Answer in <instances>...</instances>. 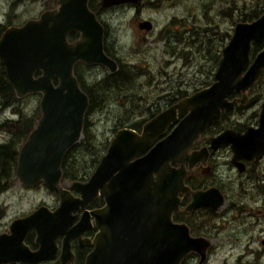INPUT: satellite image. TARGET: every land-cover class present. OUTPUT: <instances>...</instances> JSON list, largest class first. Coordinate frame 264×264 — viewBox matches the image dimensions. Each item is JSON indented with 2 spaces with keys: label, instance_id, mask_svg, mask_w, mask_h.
I'll list each match as a JSON object with an SVG mask.
<instances>
[{
  "label": "water",
  "instance_id": "1",
  "mask_svg": "<svg viewBox=\"0 0 264 264\" xmlns=\"http://www.w3.org/2000/svg\"><path fill=\"white\" fill-rule=\"evenodd\" d=\"M140 1L101 0V5ZM139 27L150 30L152 24L146 20ZM74 32L78 38L69 41L68 36ZM103 36L104 26L88 7V0H57L56 8L2 31L0 59L15 95H40L41 115L18 152L16 178L27 187L42 181L54 191L59 198L58 216L79 211L99 195L103 197L102 224L111 240L103 247L95 240L85 264H180L187 252L198 248L200 239L190 237L185 226L171 222L183 169L170 164L194 161L195 153L205 155L203 149L195 151L193 158L186 153L199 135L230 108L233 93H242L239 101L246 103L245 92L264 72V49L250 62L252 43L264 41V14L234 25L209 86L160 111L143 124L140 133L129 128L117 130L89 179L63 188L61 162L81 135L88 105L74 66L78 62L102 64L111 72L117 67L104 52ZM168 126L171 129L167 132ZM226 145H231L235 159L263 154L264 102L256 128L250 127L243 134L227 129L211 139L213 149ZM47 209L39 206L12 221L11 238L0 236V258L13 250L28 259L41 256L24 245L23 237L35 229L42 232L41 247L49 244ZM84 214L86 225L89 214L98 218L95 210Z\"/></svg>",
  "mask_w": 264,
  "mask_h": 264
},
{
  "label": "rangeland",
  "instance_id": "2",
  "mask_svg": "<svg viewBox=\"0 0 264 264\" xmlns=\"http://www.w3.org/2000/svg\"><path fill=\"white\" fill-rule=\"evenodd\" d=\"M91 3L106 26L108 53L118 62V69L119 64L123 65L125 74L116 80L112 74L118 70L111 72L103 65L83 63L76 68L78 81L91 91L96 103L84 114L90 136L88 148L79 144L70 152V156L75 157L76 169L84 178L105 152L116 129L141 125L146 119L145 114L168 108L172 104L169 101L178 96L177 91L187 90V96L195 91H192L195 84L210 81L207 73L209 63L198 58L200 48L206 47L210 51V48L219 47L220 58L221 45L223 47L228 41L223 33L228 32L230 36L235 23L243 18L245 21L254 20L264 13V0H215L213 3L210 0H142L135 6L125 4L110 8L102 7L101 0H92ZM56 4L57 0H0V26L20 25ZM146 20L152 24L150 30L139 27V23ZM161 31H166L169 39H161L158 36ZM180 34L182 37L184 34L185 39L175 42ZM254 48L253 56L264 48V42L254 45ZM127 66L133 77H127ZM214 69L216 71L217 66ZM248 97L246 108H238L228 115L231 120H236L233 115L241 112L239 119L247 122L259 112L264 101V77ZM39 100L40 95L38 98L28 95L22 101L25 115L30 116L33 112L35 124L41 115ZM10 110L11 106L0 111L1 121L14 115ZM4 136L0 133V143ZM83 137L82 134L77 143H81ZM22 144L23 141L19 148ZM51 191L43 182L27 187L15 178L13 186L0 192V212L3 213L0 223L3 225L11 217L30 213L42 202L52 205L54 194ZM234 198L240 202L247 201L249 207L259 209L261 213L256 217L253 228L245 229L246 221L235 240L228 237L227 228L220 235L223 244L216 246L210 254V264H234L248 244L260 249L264 264V245H259V239L264 238V193L252 199L245 200L236 194Z\"/></svg>",
  "mask_w": 264,
  "mask_h": 264
},
{
  "label": "flooded vegetation",
  "instance_id": "3",
  "mask_svg": "<svg viewBox=\"0 0 264 264\" xmlns=\"http://www.w3.org/2000/svg\"><path fill=\"white\" fill-rule=\"evenodd\" d=\"M91 1L88 0V7L100 21L99 13L93 7ZM126 4L135 6L133 3ZM56 7L57 4L49 9ZM38 16L34 18H38ZM74 34L76 33H72V35ZM76 37H78V34ZM254 45L252 46V52ZM251 91L252 89L249 93ZM239 98L241 97H239L237 92L229 97L233 102L230 108L224 111L216 122L210 124L202 132L192 148L187 152L193 158L194 155L192 154L195 151L203 149L205 155L204 153H195L197 159L194 161L185 160L181 164H170L173 168L182 167L183 169L181 185L176 193L177 202L175 208H172L171 211V222L179 226H185L190 237L200 239L197 241L198 248L187 252L181 259L180 264H210L211 252L216 246L223 244V239L220 235L225 233L228 228V237L233 240L237 239V233L245 225L246 221L248 220V225L245 229L253 228L256 224V217L261 213L259 209L249 207L247 201H236L234 194L238 195L239 198H245V200L263 196L264 152L259 158L253 156L250 159H235L231 145L219 146L215 149L211 147V139L224 130L229 129L243 134L248 128H256L258 126L259 112L254 113L248 118L247 122L239 119L242 117L238 115L241 112L233 115L236 119L234 121L228 117L233 110L248 106L247 104L244 106L239 101ZM170 129L168 127V131ZM105 153L106 150L101 155V158ZM86 179L87 177L79 180V182ZM70 183L67 180H60V186L63 188H67ZM51 193L54 194L52 205L40 203V206H47V211L50 212V231L46 236L49 244L41 247L39 238L42 232L39 233L35 229L28 230L23 237L24 245L30 251H39L41 256L28 259L21 254L18 255L19 252L13 250L12 253L8 252L3 258H0V264H85L88 255L94 248V241H99L101 237H104L102 236V226L104 227V225L101 217L105 205L104 199L99 195L81 210L59 217L56 213L58 211L59 198L54 191H51ZM73 194L78 196L76 192H73ZM86 210L88 212L95 210L98 214L97 219L89 214L88 225H86V216L84 214ZM28 214L11 217L3 225L0 223V227L2 226L0 236L4 235L3 237L5 238H11L9 228L12 221ZM2 216L3 213L0 212V218ZM78 223L79 225L74 228ZM261 244L264 245V238L259 239V245L261 246ZM105 245L109 246L106 243ZM258 250L260 249L251 247L248 244L236 258L234 264H262V255H260Z\"/></svg>",
  "mask_w": 264,
  "mask_h": 264
},
{
  "label": "trees",
  "instance_id": "4",
  "mask_svg": "<svg viewBox=\"0 0 264 264\" xmlns=\"http://www.w3.org/2000/svg\"><path fill=\"white\" fill-rule=\"evenodd\" d=\"M210 2L213 3V2H215V0H210ZM208 7H209V5L206 8H208ZM240 21L245 22V18L241 19ZM171 22L173 23L174 19H172ZM233 22H235V21H233ZM102 25L104 26L105 31H107L105 24L102 23ZM5 28H6V25L3 27L0 26V34L2 33V31ZM76 35L77 34L70 35L71 37H69V40H73L76 37ZM223 35L228 37V39L231 36V35L228 36L229 35L228 32L223 33ZM158 36L161 39H165V40L169 39L168 33L166 31L165 32L161 31L158 34ZM183 38L185 39L184 34H183V37L180 34L178 38L174 39V41L175 42H182ZM211 42H212V38L210 37V43ZM218 48L217 49H214V48L211 49L210 48V51L206 47H204V49L200 48V57H198V58H200L202 61H204L206 63H209V69H208L207 73H208V77H210V81L209 80H203V83H198V85L195 84L196 86L195 85L193 86L192 91L199 89L201 87L207 86L212 82L213 73L215 71L214 68H216L218 60H219ZM221 48H222V45H221ZM221 48H220V51H221ZM255 48H253V53H255V51H256ZM104 49H105V52L107 51L106 53H108V48L106 47L105 43H104ZM81 64H83V63L78 62L74 66V75L77 77V79L79 78V76H77V74L79 72L77 71L76 68L78 66H80ZM128 68H129V66H127V77H133L130 69H128ZM122 69H123V65L119 64L118 71L113 73L112 77H114L116 80H120L121 77H123L125 74V71H123ZM125 81H128V79L126 78ZM260 81H263V78ZM80 82H81V84H80ZM80 82L78 81L80 87L88 95V98H89V106H88L87 110H91L96 106V103H94V101H93L94 100L93 94L91 93V91L88 88H85L83 86L82 81H80ZM177 92H178V96L176 98L171 99L169 101V104H171L174 101H176L177 99L185 96V94L187 93V90H183L182 92L181 91H177ZM26 96H28V95H26ZM26 96H25V98L24 97L18 98L15 95V92H14L12 86L10 85V83L8 82V80L5 76L4 66H3L1 59H0V111H2V109L6 108V107L11 106V110L9 112L14 114L13 116H9V118H7V119L2 118V121L0 120V133H4V135H5L4 136L5 139L3 140L2 143H0V192H3L5 190L9 189L11 186H13V183L15 180L16 161H17L18 151L20 149L19 144L22 141L23 142L25 141V139L27 138L30 131L36 125L35 124L36 118L32 116L33 112L30 114V116H26L24 111H23L22 101L24 99H26ZM32 97L38 98L39 95L38 94H35V95L32 94ZM160 110L161 109H159V110L157 109L156 111L151 112L150 115L145 114L146 119L153 116L154 114L158 113ZM38 115H39V113L37 111L36 112L37 118H38ZM146 119H144L142 121V123ZM139 125L140 124H134L130 127L134 128V129H139L141 126V125L140 126ZM87 126H88V122L86 120L85 121L83 120L81 136L83 134L84 137L81 140V143H75L71 147H69V149L66 151V153L62 159L61 170H62V179L63 180L74 181V180L85 179L84 177L81 176L79 170L76 169V167H75L76 165L74 162L75 157L74 156L71 157L70 152L75 147H77L79 144H81L85 149L88 148L90 136L88 135L89 133L87 131ZM100 158H101V156L93 164V168L90 171L89 175L87 176V179L91 175V173L93 172L96 165L98 164V161Z\"/></svg>",
  "mask_w": 264,
  "mask_h": 264
},
{
  "label": "bare ground",
  "instance_id": "5",
  "mask_svg": "<svg viewBox=\"0 0 264 264\" xmlns=\"http://www.w3.org/2000/svg\"><path fill=\"white\" fill-rule=\"evenodd\" d=\"M114 6H115V5H114ZM110 7H113V6H110ZM110 7H109V8H110ZM104 8H108V7H104ZM263 14H264V13H263ZM261 15H262V14H261ZM261 15H260V16H261ZM257 18H258V17H257ZM257 18H256V19H257ZM254 20H255V19H254ZM26 21H27V20H26ZM251 21H252V20H251ZM239 22H242V21H239ZM243 22H244V21H243ZM245 22H250V21H245ZM23 23H24V22H23ZM237 23H238V22H237ZM7 27H8V26H7ZM143 29H144V28H143ZM232 32H233V31H232ZM74 33L78 34L77 32H74ZM0 35H1V34H0ZM70 35H72V33H71ZM70 35L68 36V40H69V37H71ZM105 35H106V33H105V28H104L103 49H104V43H105ZM78 36H79V34H78ZM77 38H78V37L74 38L73 40H69V41H74V40H76ZM228 40H229V39H228ZM227 42H228V41H227ZM263 42H264V41H263ZM263 42H262V43H263ZM262 43H260V44H262ZM226 44H227V43H226ZM226 44H225V45H226ZM253 44H255V43H252V45H251L250 62L253 60V58H254L255 55H256V54H255V55L253 56V52H252V46H253ZM225 45H224V46H225ZM255 45H259V44H255ZM224 46H223V47H224ZM223 47H222V48H223ZM263 49H264V48H263ZM263 49H262V50H263ZM221 50H222V49H221ZM260 51H261V50H260ZM260 51H259V52H260ZM104 52H105V49H104ZM259 52H258V53H259ZM105 53H106V52H105ZM258 53H257V54H258ZM106 54H107L110 58H112L113 60H115V59H114L112 56H110L108 53H106ZM220 54H221V52H220ZM115 62H116V64H117V67H116V69H115L114 71H112V72H115V71L118 70V62H117L116 60H115ZM98 65H102V64H98ZM103 66H105V65H103ZM105 67H106V66H105ZM107 68H108V67H107ZM214 73H215V72H214ZM213 75H214V74H213ZM263 76H264V72H263L262 76H261V77H260V78H259L254 84H253V86H252L251 88H249V89L245 92L246 97H247V98H246V103H247L248 98H249V97H248V96H249V91H250V90H251V89H252V88H253V87H254V86H255V85H256V84L262 79V78H263ZM77 80H78V79H77ZM78 84H79V83H78ZM209 85H210V84H209ZM209 85H207V86H209ZM79 86H80V85H79ZM207 86H205V87H207ZM205 87H204V88H205ZM80 88H81V87H80ZM81 89H82V88H81ZM201 89H203V88H201ZM201 89H198V90H201ZM198 90H195L194 92H196V91H198ZM194 92H192V93H194ZM192 93H191V94H192ZM237 93H238L239 96L242 98V93H240V92H237ZM85 94H86V93H85ZM191 94H189V95H191ZM86 95H87V94H86ZM189 95H187V96H189ZM184 97H186V95L183 96V97H181V98H184ZM87 98H88V95H87ZM181 98H179V99H181ZM241 98H239V99H241ZM179 99H177V100L175 101V103H176ZM263 102H264V101H263ZM263 102H262V103H263ZM246 103H245V104H246ZM262 103H261V104H262ZM172 104H174V103H172ZM172 104H171V105H172ZM245 104H244V105H245ZM88 106H89V98H88V105H87V108H86L85 112L87 111ZM260 109H261V108H260ZM160 111H163V109H161ZM160 111H159V112H160ZM259 111H260V110H259ZM85 112H84V114H85ZM159 112H158V113H159ZM158 113H156V114H158ZM156 114H155V115H156ZM155 115H154V116H155ZM151 118H152V117H151ZM149 119H150V118H147V119L141 124V126H140V128H139L138 130H137V129H134V128H132V127H121V128L116 129V132H117V130L122 129V128H129V129H132V130L136 131L137 133H140L141 130H142V126H143V124H144L146 121H148ZM83 120H84V117H83ZM36 124H37V123H36ZM35 126H36V125H35ZM168 127H170V126H168ZM169 131H170V130H169ZM30 132H31V131H30ZM116 132H115V133H116ZM167 132H168V128H167ZM203 132H204V131H203ZM81 133H82V130H81ZM115 133H114V135H115ZM201 134H202V133H201ZM201 134H200V135H201ZM114 135H113V137H114ZM200 135H199V137H200ZM80 137H81V135H80ZM80 137H79V138H80ZM113 137H112L111 140L109 141V144H110V142L112 141ZM199 137H198V138H199ZM25 140H26V139H25ZM78 141H79V139H78L75 143H77ZM195 141H196V140H195ZM23 143H24V142H23ZM75 143H74V144H75ZM109 144H108V146H109ZM108 146L106 147V150H107ZM191 148H192V147H191ZM191 148H190V149H191ZM19 150H20V149H19ZM18 152H19V151H18ZM186 154H187V156H189L188 153H186ZM100 159H101V158H100ZM100 159H99V161H100ZM99 161H98V163H99ZM16 163H17V161H16ZM61 163H62V162H61ZM97 165H98V164H97ZM97 165H96V166H97ZM95 168H96V167H95ZM95 168H94V169H95ZM177 169H178V168H177ZM93 171H94V170H93ZM92 173H93V172H92ZM92 173H91V174H92ZM90 176H91V175H90ZM90 176H89V177H90ZM89 177H88V179H89ZM15 178H16V168H15ZM61 179H62V170H61ZM88 179L83 180V181H81V182H86ZM62 180H63V179H62ZM74 181H79V180H74ZM74 181H70V182H74ZM41 182H42V181H41ZM39 206H40V205H39ZM39 206H38V207H39ZM36 209H37V208H36ZM63 216H64V215L62 214V215H60L59 217H63ZM102 230H103V231H102V236H104V237H101V239H100L99 241H96L95 243H97V245H99V246L102 245V247H103V246H105V243L107 244V242H110V238H109V236H108L109 230H107V228H106L105 226H104V227L102 226ZM106 236H107V237H106ZM103 244H104V245H103Z\"/></svg>",
  "mask_w": 264,
  "mask_h": 264
}]
</instances>
